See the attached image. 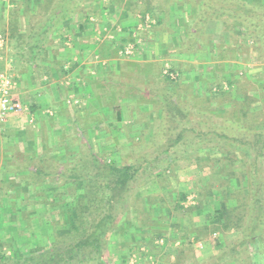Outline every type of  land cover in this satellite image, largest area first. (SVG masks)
<instances>
[{"label": "crops", "instance_id": "0c3cea01", "mask_svg": "<svg viewBox=\"0 0 264 264\" xmlns=\"http://www.w3.org/2000/svg\"><path fill=\"white\" fill-rule=\"evenodd\" d=\"M172 1L170 8L158 12L159 19L153 32L144 29L140 35L128 33L136 24L127 15L128 4L123 10L119 9V13L116 10L114 13L107 11L106 17L114 16V23L123 27V31L116 33L115 38H106L102 30H93L94 27L88 22V27H80L81 18L75 16L72 20H64L58 25L57 31L49 35L53 42L33 50V43L27 38L30 34L29 12L19 15L20 34L14 36L10 33V12H15L18 8L37 10L38 3L33 0H0V71L7 72L15 81L12 96L18 103L15 111L0 118V149L2 156L8 158L0 160V169L5 167V162H8L6 168H21L27 172L28 169L44 166L42 161L49 160L47 152L60 149L56 146L67 143L63 150H71L68 144L71 143V133L74 131H140L143 125L137 123L145 113H149V120L154 119L157 113L165 118L166 113L161 112L162 108L158 104L164 103V96L167 95L164 91H155L151 64L157 56L167 53L171 55L173 43L181 44L183 41L179 33L191 24H197V27L193 29L194 37L187 35L184 38L186 52L183 55H187V58L182 60L192 63L187 66L184 64L181 72L194 74L190 76V80H193L190 82L197 86L198 91L202 84L208 85L217 71L211 67L213 62L209 60V56L215 53L212 52L214 44L227 39L229 32L216 24H221L220 20L211 18L212 22H208L213 17L212 11L219 8L221 2L214 0L216 4L209 6V0H193L198 3L195 10L186 0ZM154 2L152 8L158 6ZM114 6L118 9L119 5ZM30 19L35 23L44 17L33 16ZM104 23L109 28L113 27L109 21ZM97 24L100 28L103 25ZM204 26L211 37L209 36L206 46H201L193 38H203L204 31L201 33V30ZM239 28L242 29L237 26L232 30L234 38L240 33ZM125 36L129 39H125ZM132 39L136 47L133 55L119 56L118 46ZM194 56H200L201 60L194 61ZM256 69L263 80L264 65H257ZM206 77L209 78L206 80ZM157 106L160 112L157 111ZM134 120L137 123L132 127V124L127 125ZM123 121L127 123L123 125ZM145 125L149 126L148 129L151 128L150 123ZM19 152L22 159H13L12 155ZM6 174L7 177H12L10 171ZM157 188L153 183L147 185L145 190L153 193ZM195 194L194 192L193 201L188 205L184 204L185 207L196 204ZM219 200L216 196L205 198L200 208L186 210L179 220L170 212L155 214L158 216L157 225L162 226L152 237H146L143 233L145 231L150 234L155 226L153 229L147 226L136 227L140 242L149 239V245L150 239H154L148 249L147 243L138 245L147 249L144 254L142 252V264H264V235L241 241L236 230H229L225 232L230 235L227 237L228 241L226 235L220 236L219 245L212 241L217 233L203 239L196 238L193 234L195 229L212 220L202 210L212 217ZM232 202L230 200L228 204ZM203 204L207 206L203 208ZM262 230L264 231V226L260 231ZM143 235L145 239L141 240ZM232 238L236 239L233 241ZM157 239H162V242L159 243ZM238 247L244 248L246 255L238 256L239 252L234 249ZM224 248L228 249L225 251Z\"/></svg>", "mask_w": 264, "mask_h": 264}, {"label": "trees", "instance_id": "16d2710c", "mask_svg": "<svg viewBox=\"0 0 264 264\" xmlns=\"http://www.w3.org/2000/svg\"><path fill=\"white\" fill-rule=\"evenodd\" d=\"M209 1V6H214L215 1L221 3L219 8L212 11L213 17H210L208 22H212L211 18L220 20L221 24H216L225 32L229 31H227L226 40L214 44L212 52L215 53L209 56L211 60L233 57V52L238 47L232 30L237 26L245 28L248 33H250L249 30L252 34L255 33L259 47L256 50L257 43L252 42L256 50L254 59L264 60V6L260 4V1L253 0L251 3H246L244 0ZM82 2L84 0H39L37 10L17 9L15 12L12 10L10 33L12 36L20 34L21 25L17 12L25 14L28 11L30 18L43 16V20L35 23H32V19L29 18L28 33L30 34L27 38L33 43L31 48L36 50L48 42H53L49 37L67 18L72 20L75 16H79L83 18L79 26L82 28L89 26L87 22H89L90 13L80 7ZM36 11L41 13L35 14ZM202 31H206L205 26L201 33ZM193 39L200 43L199 38ZM220 66L215 64L214 69ZM227 84L231 88L223 89L221 85H218L215 92L209 90L210 95L202 94L198 99H196L197 94L192 95L194 93L190 94V90L183 87L187 90L182 97L183 101L178 100L174 103L175 110L179 112L171 113L170 121H166L170 133L180 122V119L178 120L175 116L186 113L185 110L180 111L179 106L183 102H187L188 106L193 103L192 106L200 117L215 116L219 122L204 121L205 123H202L200 120L198 126L202 124L201 129L192 125L185 131L180 130L172 139L171 146L158 151L154 157L140 156L134 161L118 164L116 159L107 161L94 152L89 154L87 159L89 161H87L83 158L82 151H79L72 156V160L70 155L63 163L54 165L61 168V171L51 172L43 165L37 166L35 171L28 169L29 174L26 178L31 177L32 184L39 186L45 180L44 185L49 188L58 179L61 180L59 182L61 187L64 184H70L71 189H76V192H72L74 198L71 202L62 192L55 191L53 187L52 192H48L49 199L27 201L26 197L21 196L19 200H11V206L19 202L21 205L26 204L31 207V210L27 212L28 216L19 215L25 231L31 235L34 233L35 229L31 227V224L32 219L37 216L39 224L48 223L54 234L49 236L48 244L32 243L25 253L20 251V254L15 252L8 256L4 251H0V263L7 264L10 260L13 264H110L105 253L113 252L109 249V242L119 231L126 232V229H123L125 226L120 228L118 224L130 221L128 217L130 209V213L135 214L136 219L138 215H145L141 223V226H145L157 224L158 216L155 214L164 211L170 212L178 220L186 213V210L198 209L205 198L214 196L220 199L215 214L209 217L205 210H202V213L213 221L205 222L203 227L195 229L193 234L196 238L203 239L218 233V237L215 236L214 239L216 244H219L220 236L229 230L239 231L241 241L258 238L264 226V128L257 129V126L264 124V103L255 105V102L256 98L263 95L261 93L259 96L264 84L249 80L244 73L228 79ZM207 101H215L214 106L208 105ZM196 105L198 108L195 107ZM167 116L157 117L158 129L161 130L160 120L161 123L163 121L165 123ZM209 126L212 130L203 132V127L208 129ZM161 127L163 128V125ZM178 143L182 144V159H185L188 164L193 162L199 164L200 160L211 162L210 171L206 174L208 180L200 188H197V183L194 184L196 204L190 207L182 206V202L186 200L190 191L169 189L170 186L166 183L167 177L171 176L176 159L171 148H175ZM68 145L71 148V143ZM213 150L224 154L212 157L210 152ZM87 164L90 168L86 167ZM159 164L161 166H158ZM102 173L107 174V177L101 175ZM149 177L164 181V183L156 181L163 192L149 195L147 205L144 208L142 206L143 210H140L138 206H132L129 199H132L135 193L137 195L139 187L149 182L147 181ZM230 200L233 202L228 204ZM46 205L50 206V219L43 221V217L37 214V210L40 206L46 208ZM206 206L203 204V208ZM57 224H62L63 227L59 229ZM119 262L124 264L126 260L123 258Z\"/></svg>", "mask_w": 264, "mask_h": 264}, {"label": "rangeland", "instance_id": "374dc122", "mask_svg": "<svg viewBox=\"0 0 264 264\" xmlns=\"http://www.w3.org/2000/svg\"><path fill=\"white\" fill-rule=\"evenodd\" d=\"M34 2H37L39 0H33ZM155 1V2H154ZM191 4L192 7L196 10L198 7V3H194L193 0H186ZM185 1V2H186ZM253 2V0H245V2ZM254 1H260V4L264 6V0H254ZM125 2V3H124ZM84 0L82 2L81 8H85L89 15V22L92 24L91 26L94 27L93 30L96 28L98 30H102L104 33V36L106 38L113 37L115 38L116 33L119 34L121 31H123V27L121 24L114 23V16L111 18L106 17L107 11H110L112 13L115 12V10L119 13V9L123 10L126 6L129 4V7L127 6L126 10H128V16L133 19V21H136L135 27L131 28L129 30L130 35H140V32L144 29H148L149 31L153 32L154 29L157 26V21L159 19V14L161 10H165L167 8H170L171 5H173V1H167V0ZM130 2V3H129ZM158 4V6H153L152 3ZM114 4L119 5L118 9L115 8ZM153 4V5H154ZM155 4V5H156ZM166 5V6H164ZM109 6V7H107ZM36 8V6L34 7ZM19 9V8H18ZM110 9V10H109ZM20 10V9H19ZM180 11V10H179ZM184 11V10H183ZM38 13L37 11L35 14ZM41 13V11H40ZM38 13V14H40ZM21 13L17 12V15H20ZM82 14V13H81ZM195 15V14H194ZM117 17V16H116ZM202 17V16H201ZM199 18V20L201 19ZM197 18H195L196 21ZM83 21V18L81 19ZM109 21L113 27L109 28L107 25H105L104 22ZM198 22V21H197ZM200 22V21H199ZM97 23H102V27L100 28ZM114 23V24H113ZM110 24V25H111ZM186 30H184L182 33H179L180 37H183L182 43H173V50L171 51V55H160L157 56L154 60V63L151 64L153 66L152 72H153V83H155L156 89L155 91H164V103L158 104L162 108L163 114H168L170 111V114L178 113L179 111L175 110L174 103L178 102V100H182L185 96V91L183 87H187L191 92L190 94L196 95V99L199 98L202 94H208L211 93L210 91L215 92L217 90L218 85H221L223 89H229L231 86H228L227 82L228 79H233L238 74L244 73L247 75V78L249 80H256L258 83L264 84V79L262 80L260 78L256 69L257 65H264V60H255L254 56L256 54V50L259 47V41L256 39V37L253 35H250V33L246 34V31L244 29H240V33L236 36V43L237 47L236 50L233 52V57L226 58V59H220V60H212L213 64L211 67H215V64H220V70L216 69L217 71L214 72V78L212 81H209L208 85H201V88L198 91L197 86L193 85L192 79L190 80V76H194V74L191 72V75H188L187 73H182L181 68L187 66L188 64H191L192 62L184 61L182 59H186L187 55H183L184 52H186V46L184 38H186L187 35L194 37V27H197V24H191L188 26ZM107 29V30H106ZM198 29V28H196ZM110 31V32H109ZM186 31V33H185ZM186 34V35H185ZM117 36V35H116ZM209 36L210 33L208 31H204L202 34V39H200L201 46H206L209 42ZM103 37V36H102ZM101 37V38H102ZM211 37V36H210ZM207 38V39H206ZM125 39H129L127 36H125ZM137 39V38H136ZM226 40V39H225ZM253 41H256V50L253 46ZM140 42V41H139ZM218 43V41L216 42ZM170 45V44H169ZM119 56L122 57H128L133 55L134 50H136L135 47V41L132 39L131 41L126 40L125 43L118 46ZM127 49H130L129 52H126ZM252 50H255L252 52ZM235 56V57H234ZM263 59V56H262ZM200 56H194V61H200ZM203 60V57H202ZM205 60V59H204ZM208 60V59H207ZM209 60L211 58L209 57ZM173 73L172 75H175V77H172L170 73ZM178 72V74H177ZM180 76V79H179ZM205 78V77H204ZM209 77H206V80ZM140 82L143 83V81L140 79ZM211 82V83H210ZM193 85V86H192ZM211 87V89H209ZM264 95V88L260 89V94ZM72 95V93H71ZM210 95V94H208ZM261 95L259 98H256L255 105L264 103V96ZM73 96H71V102H72ZM185 101V100H184ZM209 102L208 105L214 106L215 101H207ZM187 102H183V104L180 103V111L185 110L186 113L180 116H175L180 122L178 125H176L175 129L173 131H168L167 122L170 121L169 115L167 116V119L161 123L160 120V129L157 127L158 121H156L157 117L160 118L162 114L157 113L156 117L154 119L149 120L147 116H149V113H145L142 115L140 121L137 123L136 120L133 121V123H127L126 121H123V125L127 123V125H131L132 127L134 124H140L143 125V128L140 131H74L71 133V150H63L64 147L67 146V143L65 145H59L56 146L57 148L55 151L47 152L48 159L42 164H44L45 167H48L47 170H50L51 172L54 171H61V168H58L57 166H53V164H61L67 159L68 156L71 155V160L73 159L72 156L76 155L77 152L83 153V158L88 159L89 154L94 152L96 153L100 158L105 160L110 159H116L118 164L127 163L128 161H134L135 158L140 156H155L158 151H162L164 148H168L171 146L172 139L176 136V134L183 130L191 128V126H196L197 129H201L202 124L198 126V122L201 120L202 123H205L204 121H211L212 123L219 122V119L217 117H209L204 118L203 116H199L198 112L194 110V107L192 104L189 106L186 105ZM194 105V104H193ZM225 105H228L225 103ZM157 106V111L160 112V108ZM198 108V106H195ZM183 113V112H182ZM264 117V116H263ZM147 118V119H146ZM147 120H149L147 122ZM167 121V122H166ZM151 124V128L148 129L149 126H146L145 124ZM259 124V123H258ZM126 125V126H127ZM145 125V126H144ZM163 125V128L161 127ZM198 126V127H197ZM264 124H259L257 126V129H263ZM204 131H210L212 128L209 126L208 129L203 127ZM219 133H222L223 131H217ZM76 133V134H75ZM173 133V134H172ZM180 148V149H179ZM172 149V154L175 155V164L172 167V171L170 173L171 176L167 177V184L170 186L169 189H187L191 193H188L186 196V200L182 202V206L185 207L184 204H189L193 201L192 197L194 196V184L197 183V188H200L206 180H208L206 174L209 173L210 161L206 160H200L199 164L196 162H193L191 164H188L185 159H182V144H177L175 148ZM63 150V152H62ZM5 151V150H3ZM211 156L214 157V155H222L224 153L219 151H211ZM13 159L20 160L22 159V156L19 153H15L12 155ZM85 156V157H84ZM7 158L6 156H2V149H0V160ZM38 158H40V155H38ZM8 159V158H7ZM37 159V157H36ZM85 161V160H84ZM89 161V160H87ZM8 162H5V167L0 169V251H4V253L8 256H11L12 254H15V252L19 253L20 251L24 252L28 250L30 245L35 244V242L46 245L49 241V236H53V232L51 231V226L49 224H39L38 217H34L32 219L31 227L34 228V233L31 235L27 231H25V227L23 222H20V216L27 215L28 210H31L30 206H27L26 204H18L15 205L10 204L11 200L16 201L19 200L21 196L26 197V200L30 199H49L48 192H52L53 189L55 191L62 192L65 196V198L68 199V201L71 202L72 198H74V194L72 192H76V189H71L69 186L70 184H64L62 187L60 186L61 180H56L57 182L54 183L52 186H45V180L42 181L39 186L32 184L30 178H26L29 174L25 169L21 168H15L10 169L6 168L8 166ZM158 166H161L159 164ZM88 168L89 165L87 164ZM6 168V169H5ZM55 169V170H54ZM158 170V169H157ZM12 173V177H7V172ZM31 171H35V169H32ZM5 172V173H4ZM27 172V174H26ZM170 172V171H169ZM168 174V172H167ZM104 177H107V174H101ZM155 178H147L146 184H143L141 187L138 188V193L136 195H133L131 200V205L138 206L140 210L147 205L149 195L155 193H161L163 192V189L159 187V183L153 180ZM47 180V179H46ZM155 182L157 185L156 192L150 193V191L147 192L145 190V187L147 185H151ZM160 183H164L163 180H158ZM196 186V185H195ZM53 187V189H51ZM60 187V188H59ZM168 190V189H167ZM148 197V198H147ZM196 198V194H195ZM151 199V198H150ZM18 207V208H17ZM50 206L46 205V208L43 206L39 207V210H37V214L43 217V221L49 220V211ZM21 210H24L23 212H20ZM131 209L128 211V217L129 222H120L118 226L121 228L125 226L126 232H122L121 230L119 233L115 236L114 239H112L109 242V249L113 250V252L109 253L106 252V257L110 261V264H120L119 260L125 259L126 262L124 264H128L129 260L135 256L136 264H142L143 254L144 252H147V249L150 247V243L154 240L150 239V243L148 245L149 239L147 241H144L146 237H152L155 235L157 229H159L162 225H157L153 223L151 225H145L147 227H150L149 229L154 228V232L152 231L150 234L143 235V238H139V234H137L136 227H141V223L143 222V218L145 215H138V219H136V215L132 212L130 213ZM34 214V213H32ZM20 215V216H19ZM28 216V215H27ZM180 219V217H179ZM178 219V220H179ZM213 221V220H211ZM57 227L60 229L63 227L62 224H57ZM146 227V228H147ZM239 233V231H237ZM130 233V235L128 234ZM229 234V233H228ZM226 235V241L227 237L230 235ZM261 235H264V231H261ZM133 238L131 239L130 238ZM240 236V235H239ZM218 237V233L217 236ZM215 237V238H216ZM233 237V236H232ZM264 238V236H263ZM236 238H232L234 241ZM159 242V239H157ZM231 240V242H232ZM213 243H215L216 239L212 240ZM140 243H147V249L144 250L142 247L138 246ZM161 243V242H159ZM221 243V242H220ZM219 243V245H220ZM228 245V244H227ZM145 246V245H144ZM223 249V248H222ZM228 248H224L226 251ZM237 252H239V255L245 254V249L242 247L236 248ZM143 252V254H142ZM20 254V253H19ZM246 255V254H245ZM10 264H13L12 261L8 260ZM7 263V264H9ZM1 264V263H0Z\"/></svg>", "mask_w": 264, "mask_h": 264}, {"label": "built area", "instance_id": "2783aa9c", "mask_svg": "<svg viewBox=\"0 0 264 264\" xmlns=\"http://www.w3.org/2000/svg\"><path fill=\"white\" fill-rule=\"evenodd\" d=\"M130 49H127L126 52H129ZM170 75L175 77V75ZM15 86V81L10 77L7 72L0 71V118L6 115L9 112L15 111L18 108V103L12 96V90ZM162 242V239H159ZM135 256H133L128 264H136Z\"/></svg>", "mask_w": 264, "mask_h": 264}]
</instances>
